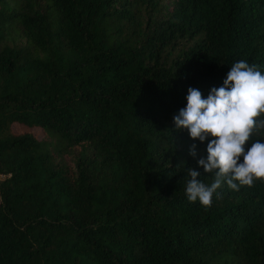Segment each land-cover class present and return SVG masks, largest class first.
<instances>
[{"label": "trees", "instance_id": "1", "mask_svg": "<svg viewBox=\"0 0 264 264\" xmlns=\"http://www.w3.org/2000/svg\"><path fill=\"white\" fill-rule=\"evenodd\" d=\"M163 1L0 0V264H264V183L189 203L173 123L264 71V0Z\"/></svg>", "mask_w": 264, "mask_h": 264}, {"label": "clouds", "instance_id": "2", "mask_svg": "<svg viewBox=\"0 0 264 264\" xmlns=\"http://www.w3.org/2000/svg\"><path fill=\"white\" fill-rule=\"evenodd\" d=\"M262 66L239 60L231 65L222 85L205 98L189 87L186 106L173 117L176 130H187L193 141L206 146V156L197 167L211 175V183L199 179L201 172L188 168L185 195L189 203H200L205 211L218 189L239 191L264 183V71ZM211 138V139H210ZM196 158V145L189 149Z\"/></svg>", "mask_w": 264, "mask_h": 264}, {"label": "rangeland", "instance_id": "3", "mask_svg": "<svg viewBox=\"0 0 264 264\" xmlns=\"http://www.w3.org/2000/svg\"><path fill=\"white\" fill-rule=\"evenodd\" d=\"M174 0H164L163 1V5L165 7V12L166 13H169L172 9V3H173ZM18 44L19 45H23V41L22 40H19L18 41ZM12 131L15 133V134H20V133H23V132H26V131H29V132H32L38 139H41L42 136H43V133L40 129L38 128H34V129H27L21 125H18V124H14L12 126ZM1 179V178H0Z\"/></svg>", "mask_w": 264, "mask_h": 264}]
</instances>
